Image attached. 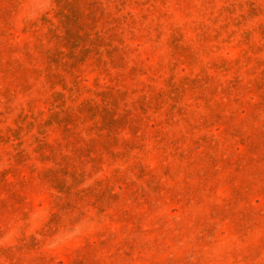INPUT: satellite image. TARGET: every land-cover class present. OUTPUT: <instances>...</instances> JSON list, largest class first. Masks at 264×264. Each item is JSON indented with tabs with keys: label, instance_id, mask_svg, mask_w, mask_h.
<instances>
[{
	"label": "rangeland",
	"instance_id": "374dc122",
	"mask_svg": "<svg viewBox=\"0 0 264 264\" xmlns=\"http://www.w3.org/2000/svg\"><path fill=\"white\" fill-rule=\"evenodd\" d=\"M0 264H264V0H0Z\"/></svg>",
	"mask_w": 264,
	"mask_h": 264
}]
</instances>
